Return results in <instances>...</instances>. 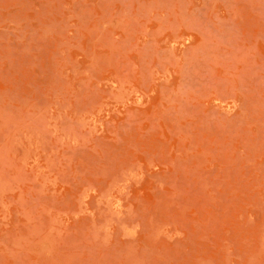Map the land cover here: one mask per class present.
<instances>
[{"label": "rangeland", "instance_id": "rangeland-1", "mask_svg": "<svg viewBox=\"0 0 264 264\" xmlns=\"http://www.w3.org/2000/svg\"><path fill=\"white\" fill-rule=\"evenodd\" d=\"M0 264H264V0H0Z\"/></svg>", "mask_w": 264, "mask_h": 264}]
</instances>
